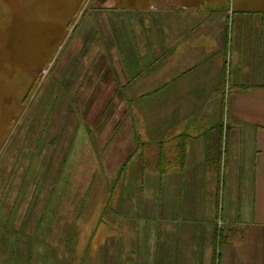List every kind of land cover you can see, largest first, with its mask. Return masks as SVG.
Returning a JSON list of instances; mask_svg holds the SVG:
<instances>
[{
    "label": "rangeland",
    "instance_id": "obj_1",
    "mask_svg": "<svg viewBox=\"0 0 264 264\" xmlns=\"http://www.w3.org/2000/svg\"><path fill=\"white\" fill-rule=\"evenodd\" d=\"M177 9L178 0H0V264H139L130 242L155 239L157 209L214 215L218 193L222 206L224 164L219 192L215 173L163 191L153 174L161 87L119 70L117 49L131 52L135 76V50L142 63L158 55L162 20ZM230 112L222 102L223 135ZM172 153L165 165L177 169Z\"/></svg>",
    "mask_w": 264,
    "mask_h": 264
},
{
    "label": "crops",
    "instance_id": "obj_2",
    "mask_svg": "<svg viewBox=\"0 0 264 264\" xmlns=\"http://www.w3.org/2000/svg\"><path fill=\"white\" fill-rule=\"evenodd\" d=\"M225 2L231 10L211 0H178L167 27L162 20L158 55L142 63L144 55L135 50L140 58L135 64H144L136 76L131 52L127 56L117 49L124 78L161 87V141L167 155L173 152V161L177 137L187 135L184 169L168 164L161 174L153 171L164 192L182 189L180 177H218L213 163L206 166L205 142L220 119L222 102L231 103L233 119L224 131L222 167H229L231 177L222 206L220 200L214 215L211 206L157 209L162 227L155 239L130 242L135 248L129 249L130 262L139 256V264H213L216 256L218 264H264V0ZM124 95L132 101L128 97L134 94L128 90ZM147 131L146 126L138 136ZM207 210L208 218L201 216Z\"/></svg>",
    "mask_w": 264,
    "mask_h": 264
},
{
    "label": "trees",
    "instance_id": "obj_3",
    "mask_svg": "<svg viewBox=\"0 0 264 264\" xmlns=\"http://www.w3.org/2000/svg\"><path fill=\"white\" fill-rule=\"evenodd\" d=\"M177 139H178V143L175 146L176 155H175L174 162L179 169L183 170L185 167L187 135L185 134L179 135ZM224 141L225 140H224V135H223V128H222V125L220 124L211 129V135H209V137L207 136V140L205 142V163L207 167L213 163L214 167L217 170V173H218L217 190L218 192H219L220 181L222 180V177H220L221 172H222V158H223V154L226 152ZM157 145H158L159 151H158L157 160L155 162L154 168L161 174L167 167L165 163H168L169 160H168V155L166 154L164 150L163 143L160 142ZM145 165H149V163L146 164L145 162V164H143V168L145 167ZM219 195L220 194L218 193L217 200H216L217 208L219 207L220 200H221V197ZM221 234L219 236V242H218L219 246L221 245V241H220L222 239ZM68 239H66V241H68ZM67 245L68 243L65 245L66 248H67ZM213 264H218V262L216 263V256L213 261Z\"/></svg>",
    "mask_w": 264,
    "mask_h": 264
}]
</instances>
